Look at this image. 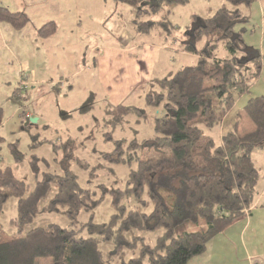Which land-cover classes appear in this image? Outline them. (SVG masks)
Returning <instances> with one entry per match:
<instances>
[{"label":"trees","instance_id":"1","mask_svg":"<svg viewBox=\"0 0 264 264\" xmlns=\"http://www.w3.org/2000/svg\"><path fill=\"white\" fill-rule=\"evenodd\" d=\"M113 1L135 12L137 34L161 29L163 36L169 37L164 33L177 29L169 21L170 11L166 22H142L139 18L157 16L165 6L173 9L192 0ZM226 1L230 7H221L210 18L198 21L195 16L193 29L184 35L188 38L184 50L198 56L194 65L154 80L152 87L161 92L146 95V109L124 105L109 109L107 117L118 111V118L110 120L116 126L129 116L147 120L152 112L158 114L150 121L151 137L114 141V151L104 154L108 163L129 170L124 190H111L94 201V195L80 185L71 169L75 150L70 141L61 148L52 146L54 164L60 172L53 170L50 158L30 156L29 167L35 177L31 191L12 167H0V215L11 198L17 199V215L10 222L15 232L6 234L0 223V264H36L40 259H49L51 264H188L205 254L215 237L254 207L260 172L252 154L264 149V94L250 99L243 111L253 125L252 131L241 132L238 123L220 143L203 131L221 124L235 104L236 94L250 93L263 68L259 50L247 45L244 38L249 17L242 7H252L257 0ZM0 23L22 30L31 21L25 12L0 6ZM239 25L242 30L236 31ZM57 30V24L49 22L37 33L47 38ZM220 44L230 57H216ZM18 91L10 101L21 106ZM3 122L4 109L0 106V128ZM107 140L113 141L111 134ZM3 144L0 135V153ZM41 144L39 147L46 145ZM32 148L37 147L33 144ZM9 149L15 163L21 164L25 155L19 150V142L10 144ZM58 152L63 154L61 160L57 159ZM107 195L118 214L106 223H95L90 217L76 230L80 214L95 210ZM124 197L134 198L139 208L126 211ZM45 201L47 205L40 210ZM41 213L61 214L69 226L30 228ZM134 231L158 232L154 245L145 237L140 245L135 244L129 239ZM103 243L113 245L107 259L100 249Z\"/></svg>","mask_w":264,"mask_h":264},{"label":"rangeland","instance_id":"2","mask_svg":"<svg viewBox=\"0 0 264 264\" xmlns=\"http://www.w3.org/2000/svg\"><path fill=\"white\" fill-rule=\"evenodd\" d=\"M98 2L97 0H0V6L7 7L12 12H25L30 18L29 28L32 30L39 29L49 21L55 22L57 26L59 24L58 34L48 41L44 39L53 35L47 38L36 35L32 39L26 36L24 41H18V43L11 39L15 46L13 48L7 49L4 46L0 48L2 49L0 52V106L4 109V122L0 128V135L4 139L0 153V167H12L15 175L27 182L30 191L35 186V177L29 167L30 156L37 154L40 157L50 158L53 170L60 172L54 164L56 156L52 154V146L61 148L63 143L69 141L74 143L75 150L71 169L79 177L80 185L94 195V201L111 190H124L129 170L126 167L108 163L104 159V154L114 151V141L120 139L130 141L134 138L142 140L153 134L150 121L154 116H158L157 113L152 112L151 118L147 120H144L142 116H129L118 126L111 123L114 116L118 118V111L114 112V116L107 117L109 109L117 106L113 100L112 104L109 100L107 101L108 95H105L104 86L98 82L96 70H91L95 60L90 61V51L87 49H91L96 44L108 46L107 43L113 42L123 45L131 43L132 29H135L133 21L136 15L131 7L115 2L116 5H120L118 10L114 8L112 11H107L106 9V16H102L103 3ZM223 6L230 7L226 0H192L188 5L173 9L165 6L161 13L154 17L141 15L139 20L142 22L154 20L160 23L166 22L165 19L168 18L166 13L170 11L169 21L177 28L164 33V35H170L167 43L175 55L170 58L163 51V56L155 68V78L161 80L165 77L160 73L164 72L166 67H173L171 69L173 74L185 65L195 63L193 56L184 59L176 58L178 47L173 44L174 40H176L175 43L184 46V42L188 40L184 35L188 33L189 28L193 29L194 17L199 18L198 21L210 18ZM242 12L249 17V22L245 25L247 29L244 34L245 41L247 45L257 48L259 15L255 11V6L242 7ZM242 27V25L237 26L236 31H241ZM157 31L161 32V29ZM155 34V32L150 35L141 34L142 36L137 37L135 42L147 40L157 44L160 39ZM199 48H202L201 44ZM87 53L88 57L85 55ZM216 57L220 59L230 57L223 44L219 45ZM4 79L8 84L2 82ZM152 82L148 81L147 84L140 86L131 97L120 101V105L146 109V95L160 91L152 87ZM15 88L19 90L16 96L21 106L10 101L11 95L17 90ZM154 91L156 92L152 93ZM263 94L264 63L260 77L251 84L250 93L236 94V102L225 114L221 124L213 129L203 128L204 134L215 139L216 143H220L222 137L238 123L240 124L238 129L241 132L252 131L253 125L243 111L250 99ZM29 118H38V122L32 124L28 122ZM139 118L140 121H138ZM110 134L113 141L109 142L107 139ZM16 142H19V150L25 155L21 164L15 163L9 149V145ZM33 144L37 148H32ZM39 144L46 145L39 147ZM262 150L264 149L255 150L252 159L253 157L255 159L256 152L259 154L258 158L264 156V151L260 153ZM62 157L63 154L58 152L57 159L61 160ZM260 182L257 186L256 201L260 193L264 195V180L260 179ZM111 200V197L107 195L103 203L95 210L90 213L82 212L78 219L79 223L75 226L76 230H79L82 223H87L90 217H93L95 223H106L113 215L118 214L111 205ZM46 205L47 201L43 202L40 210H43ZM122 205L128 212L139 208L137 201L131 197H124ZM146 211L150 212L151 208ZM16 215L17 199L11 198L3 214L0 215V223L8 235L15 232L10 222ZM49 224H57L63 228L69 226L68 220L61 214L41 213L30 228L46 227ZM157 234L158 232L134 231L129 239L140 245L145 237L154 245ZM100 249L107 259L109 252L113 250V245L103 243ZM127 255L131 256L130 253ZM36 264H51V261L40 259Z\"/></svg>","mask_w":264,"mask_h":264},{"label":"crops","instance_id":"3","mask_svg":"<svg viewBox=\"0 0 264 264\" xmlns=\"http://www.w3.org/2000/svg\"><path fill=\"white\" fill-rule=\"evenodd\" d=\"M97 1H99L98 3H103L101 5L102 16H106V9L107 11H112L114 8L118 10L120 7V5H116L113 0ZM254 6L260 19L259 43L257 48L260 50L264 63V0H257L252 7ZM37 30H32L29 28V25L22 30H16L6 23H0V48L1 46L7 49L15 47L11 39L18 43V41H24L26 36L31 39L36 35L38 37ZM58 32L59 28L56 34L48 39H44V41L52 39ZM155 33V36L160 39L157 44H153L147 40L135 42V39L141 34H137L133 28L131 43L123 45L113 42L107 43L108 46L96 44L93 45L91 49H87L90 51V61L93 59L95 60L91 70H96L98 82L104 86L105 95H108V99H106L107 101L109 100L111 104L113 100L116 106H119L120 101L131 97L140 86L147 84L148 81L159 80L154 77V72L163 56V51L165 52L164 54L170 58L172 55H175L173 49L170 48L167 43L170 37L163 36L162 33L158 31H155ZM175 42L176 40H174L173 44H176L175 46L178 47V50H176V58L184 59L185 57L193 56L197 61V55L186 52L183 45ZM1 51L2 49H0V52ZM85 55L88 57V53ZM77 59L76 57V62ZM195 63L189 65H194ZM77 68L76 66V69ZM172 68L173 67H166L165 71H162L160 74L166 77L171 74ZM91 78L93 79V76H91ZM2 82L8 84L6 83V79ZM13 91H11V93ZM263 151L264 150L260 151V153H263ZM257 155L259 154L256 152L255 159L253 157V160L256 167L259 169L260 179L264 180V156L260 155L261 158H258ZM260 179L258 186L261 183ZM188 264H264L263 193L262 195L260 193L254 207L245 217L237 220L225 229L224 232L215 237L208 245L206 253L193 258Z\"/></svg>","mask_w":264,"mask_h":264},{"label":"water","instance_id":"4","mask_svg":"<svg viewBox=\"0 0 264 264\" xmlns=\"http://www.w3.org/2000/svg\"><path fill=\"white\" fill-rule=\"evenodd\" d=\"M28 122H30L32 124L37 123L38 122V118H29Z\"/></svg>","mask_w":264,"mask_h":264}]
</instances>
